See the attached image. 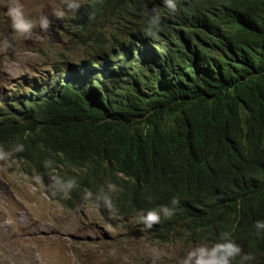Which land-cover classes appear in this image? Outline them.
Instances as JSON below:
<instances>
[{"label":"clouds","instance_id":"9594fccd","mask_svg":"<svg viewBox=\"0 0 264 264\" xmlns=\"http://www.w3.org/2000/svg\"><path fill=\"white\" fill-rule=\"evenodd\" d=\"M228 2L61 0L54 15L80 14L73 18L80 31L102 28L105 16V32L79 33L90 58L67 63L65 56L66 66L54 64L2 96L0 121L17 130L12 151L23 150L20 142L33 151L13 157L20 171L68 208L92 203L109 218L117 216L119 197L141 206L118 215L157 239L190 246L177 264H264V139L251 144L237 129L222 133L221 125L189 133V115L220 100L211 85L224 74L222 59L242 45L219 38L231 28L219 22ZM6 15L14 31L31 32L35 22L19 0H9ZM39 26L47 28L46 17ZM81 108L89 113L80 115ZM176 130L186 136L171 140ZM0 150V159L9 155ZM68 180L84 186L79 197ZM156 259L154 253L152 264Z\"/></svg>","mask_w":264,"mask_h":264},{"label":"rangeland","instance_id":"374dc122","mask_svg":"<svg viewBox=\"0 0 264 264\" xmlns=\"http://www.w3.org/2000/svg\"><path fill=\"white\" fill-rule=\"evenodd\" d=\"M85 5L86 0H79ZM27 19L34 21L28 35L10 27L9 0H0V102L25 78L47 75L54 64L90 58L91 47L79 33L95 36L100 25L79 30L80 14L65 11L61 0H19ZM42 17L48 20L41 29ZM65 56L70 59L61 64ZM0 152H4L0 150ZM138 221L105 217L92 203L68 208L54 201L46 187L20 171L10 155L0 159V264H177L190 246L180 240L162 241Z\"/></svg>","mask_w":264,"mask_h":264},{"label":"trees","instance_id":"16d2710c","mask_svg":"<svg viewBox=\"0 0 264 264\" xmlns=\"http://www.w3.org/2000/svg\"><path fill=\"white\" fill-rule=\"evenodd\" d=\"M257 21L261 23L249 30ZM219 22L226 29L231 26L229 30L222 31L219 38L222 37L227 46L237 39H240L242 45L237 47L238 51H227L225 58L222 59L220 70L224 74L211 85V89L220 100H216L215 109L213 107L202 109L204 105L213 104L206 101L198 111L189 115L191 117L188 119L189 133L213 132L221 125L222 133L237 129L247 142L255 144L264 139V0H229ZM214 28L220 30V24L216 23ZM97 106L104 109L99 103ZM78 113L84 116L89 112L81 108ZM245 124L247 127L243 129L242 126ZM83 128L77 131L81 137L84 135ZM15 131H17L15 128L4 126L0 121L1 149L17 159L31 158L33 151L26 143L20 142L23 146L22 151H12L17 145L15 139L10 140L14 137ZM169 133L171 140H179L186 136V132L179 130ZM68 182L72 185L70 192L79 197L84 186L78 181L68 180L66 183ZM171 189L179 191L180 186L174 183ZM143 204L148 206L146 203ZM116 206L117 212L124 218L143 211L141 206L124 197L118 198Z\"/></svg>","mask_w":264,"mask_h":264},{"label":"water","instance_id":"95a60500","mask_svg":"<svg viewBox=\"0 0 264 264\" xmlns=\"http://www.w3.org/2000/svg\"><path fill=\"white\" fill-rule=\"evenodd\" d=\"M116 215L119 217L118 213H117ZM165 217H166V215L161 213V218H160V220H161L163 223H165L164 221H166V218H165Z\"/></svg>","mask_w":264,"mask_h":264}]
</instances>
